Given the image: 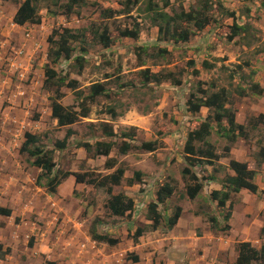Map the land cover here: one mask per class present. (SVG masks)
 I'll return each mask as SVG.
<instances>
[{
  "label": "rangeland",
  "instance_id": "374dc122",
  "mask_svg": "<svg viewBox=\"0 0 264 264\" xmlns=\"http://www.w3.org/2000/svg\"><path fill=\"white\" fill-rule=\"evenodd\" d=\"M23 1L0 0V5L7 11L5 19H0V25L4 27L8 23L4 33L11 32L12 38L0 34L1 40L6 36L0 52V92L6 85L5 89L11 95L19 83L25 90V96L21 95V99H13L9 104L13 108L9 109L12 111H9V116L23 121L20 129L13 134L14 140H25L26 132L38 136L39 145L44 146L43 151H52L53 174L56 171L87 172L104 176L117 167H123L124 179L132 178L134 171L142 172L143 178L138 185L129 187L123 183L122 187L115 190V193L123 192L133 198L135 211L130 217H114L104 206L109 198L104 189L76 184L71 177L68 184L64 187L59 185L57 191L51 193L45 187L46 177L38 180L40 186L34 182L37 173H33L36 171L30 168L33 166L32 159L25 161V157H17L15 164L11 161L15 185L10 189L11 193L18 188L23 192L21 198L15 199L14 210L18 220L14 222L15 218L11 219L16 238L8 229L6 234V230L0 231L1 249L7 256L0 264H170L167 251L174 239H167L165 220H162L158 231L151 228L145 215L148 204L156 201L155 193L162 184H172L175 188L173 195L165 202L168 209L164 212L165 205L159 207L161 213L167 214L165 216L170 215L168 210L189 199L181 174L189 164V160L183 157V146L188 134L209 113L206 108L194 114L186 111V102L191 94L202 96L199 87L207 92L221 87L228 90V107L233 110L236 123L245 126L248 139L238 137L236 143H230L225 135L229 129L226 121L223 120L221 124L211 122L210 134L203 143H195V146L205 147L206 142L215 148L214 153L220 158L211 164L193 162L191 172L199 178L202 188L194 198L197 201L191 204V209L196 213H204V219L207 215L218 220L217 226L208 222L210 234L207 237L211 240L212 233H216V238L220 236L223 240L221 242L213 236L208 244L214 246L209 250L212 258L217 257L219 262L233 263L237 244L242 242H249L257 250L264 249V166L256 161L257 153L264 145V121L255 129L248 123L250 119L264 115V53H256L259 47L264 46V0H219L221 6L218 8L214 0H209L214 8L207 14L199 11L204 0H168L169 6L163 9L167 13H178L182 9L186 12L198 11L201 14L195 21L204 17L209 20L201 30L196 29L194 22L182 24L192 34L187 43H175L170 27H162L159 32V28L150 22L151 14L145 11L146 8L157 5L161 9L164 0H78L69 15L63 12L69 0H55V4L41 1L38 8L40 21L33 24L36 25L34 27L29 24L34 31V50L19 46L16 38V35H20L18 28L11 27V17ZM104 12L107 17L103 15ZM64 29L85 30L90 44L84 54L82 70H79V63L74 61L80 53L79 43L73 44L76 50L69 60H60L52 65L47 59L48 52L57 48L54 42ZM124 29L137 30V39L121 36ZM104 30L110 39L107 47L94 40L91 34V31L102 33ZM234 32L238 34L234 36ZM51 38L53 43L50 42ZM156 48L165 49L168 53L163 61L157 63L158 66H153L155 60L148 57ZM140 56L144 61L143 66L139 65ZM204 63L207 65L204 66ZM47 67L55 70L60 77H66V82L73 81L75 87L58 88L53 85V80L49 82V87L47 84L44 87L43 73ZM146 68L150 73L165 75L172 72V76L180 79L181 84L175 86L167 80L143 84L138 72ZM234 72L233 78L229 79ZM251 72L254 74L251 75ZM240 76L245 79L241 80ZM248 80L258 84L263 93L257 95L246 91L244 96H239L236 89L247 90ZM126 82L134 84L123 87ZM97 83L108 90V97L99 96L88 105L90 114L87 118H79L72 125L59 126L51 117V99L56 97L63 106L79 110L76 108L77 103L89 96L90 86ZM59 95H62L61 98ZM78 97L81 99L77 102ZM83 103L89 101L84 99ZM0 104L2 114L8 104ZM113 106L120 114L115 119L107 114ZM102 122L110 123L118 136L123 132L133 135L131 139H125L133 146L127 154L118 152L122 138L115 140L116 145L107 158L92 157L84 149L75 148L76 143L83 141L91 144L98 140L111 142L112 139L101 133ZM68 130L73 134L67 141V148L63 151L55 149V143L63 140ZM149 141L157 142L158 149L155 152L139 149L142 142ZM227 146L231 150L226 154L224 148ZM110 158L115 160L116 165L107 169L105 163ZM230 160L241 162L247 169L259 174L256 194L245 193L247 195L242 196L231 193L227 202L234 204L231 218L234 213L237 223L247 218L257 223L253 226L250 222L248 237L244 231L234 229L232 232L238 236L235 241L232 237V240L229 239L232 226L228 230L223 229L230 225V220L223 219L227 207L224 210L219 208L211 198L213 190L223 193L225 182L233 174L228 165ZM260 201H263L261 208ZM187 215L183 217L182 227L188 224ZM239 223L237 228H240ZM139 227L143 229V234L135 241L134 233ZM18 233L21 234L19 237ZM198 233H202L201 229ZM23 234L29 237L25 239ZM101 234L117 239L118 244L111 247L92 237ZM247 238H252V241ZM135 257L137 262L133 261Z\"/></svg>",
  "mask_w": 264,
  "mask_h": 264
},
{
  "label": "trees",
  "instance_id": "16d2710c",
  "mask_svg": "<svg viewBox=\"0 0 264 264\" xmlns=\"http://www.w3.org/2000/svg\"><path fill=\"white\" fill-rule=\"evenodd\" d=\"M4 2H8L9 0H2ZM14 2L16 0H13ZM41 1L49 2L55 4V0H24L21 4L18 5V8L13 16V22L17 25H24L26 23L29 24H37L40 21V17L38 14V8L39 3ZM203 7H199V11L201 10L203 14H207V11H211L210 9L213 7L211 3H209V0H204ZM207 1V2H206ZM215 3H217V8L221 6V3L219 0H214ZM78 4V0H69V3L64 6V14H71L73 8L75 5ZM169 6V1L164 0L162 8H158V6H148L146 8V12L151 14L150 22L153 23L155 26L159 28V32L162 30V27H170V33L172 36V40L176 43H187L192 34L191 32L185 28L182 27L184 24H189L191 22H194V26L197 30L203 29V27L206 25V23L209 22V20L204 17L202 20L195 21V18L201 14L198 11H184L183 9L178 12L171 14L170 12L167 13L163 11V9L167 8ZM214 8V7H213ZM104 16L107 17L106 13H103ZM183 24V25H182ZM137 27V26H136ZM85 30H72V29H64L58 36V40L55 42L52 41V38L50 39V42H54V44H57V48L55 50H50L48 52L47 59L50 60L49 63L52 65L55 63H58L60 60H69L71 58L72 53L76 50V47L73 46L74 43H79V55L74 58L75 62H78L79 70L83 69V59L84 54H86L87 51V45H89V41H87V37L85 35ZM91 34L93 35L94 40H96L98 43H101L105 47L110 45V39L109 36L104 30L102 33L91 31ZM238 33L234 32L233 35L236 36ZM121 36L127 37L130 39H137L138 37V31L137 30H128L124 29L121 31ZM231 39V38H229ZM54 51V52H53ZM167 50L162 48H156L153 50V54H150L148 58H153L155 62L152 64L153 66H158L157 63L160 60H164L167 55ZM256 53L261 54L264 53V46L259 47L256 50ZM148 55V54H147ZM139 60V65L143 66L144 61L141 59ZM161 62V61H160ZM159 62V63H160ZM158 63V64H159ZM190 66H193L192 63L189 64ZM204 66L207 64H203ZM210 68V66H209ZM195 74L197 72H194ZM45 81H44V87H49V82L53 80V85H56L58 88L60 87H68L70 89H73L75 87L73 81L66 82V77H60L57 72L49 67L45 69ZM138 74L142 78L143 84H146L148 82L153 83H161L164 80L170 81L172 85L179 86L181 84V80L178 78H174L172 76V72H168L167 74L163 73H150L149 69H141L139 70ZM254 74V72H251V75ZM235 75L232 73L230 75V78H233ZM108 78V77H107ZM242 78V79H241ZM241 80H244V76H240ZM246 81V80H245ZM106 83V82H105ZM249 84V87L247 90L242 88H237L236 92L239 96H244L246 94V91H250L252 94L261 95L263 93L262 88L254 82L247 81ZM133 82H126L123 87H129L133 85ZM215 88V87H212ZM90 95L87 97H84L81 99V97L77 98V102L80 100V102H76V108L79 110H74V107H65L62 104H60L57 100V98L51 99V117L57 121V124L59 126H66V125H72L75 122L79 120V118H87L90 114V108L88 105L92 104L96 98L99 96H107L109 95L108 90L104 88V85L101 83L93 84L89 88ZM199 93L202 95L201 97L195 96L194 94H191L189 99L186 102V111L194 114L198 113L201 108H206L208 110V115L206 119L201 122V124L192 130L188 136L187 140H185L182 154L183 157L186 160H189L188 166H185L181 172L182 179L185 184V193L189 199H194L198 192L202 188V183L199 181L198 177L193 174L192 169L194 166L193 162L199 163H208L211 164L215 161H217L220 157L214 153L215 148L207 144L205 142V147L197 148L195 146V143L204 142V139L210 134L211 129V122H216L217 124H221L223 120L226 121V123L229 126V129L226 132V137L229 139L230 143H235L237 138L242 139H248L247 133L245 132V126L242 124H238L235 121V114L231 108L228 107V96L229 92L226 88L221 87L216 91L213 92H207V90H202L200 87L198 88ZM59 95V98H61ZM84 99L86 101L88 100L89 103H83ZM116 107L113 106L108 109L107 114L111 116V118H116L120 116V114H117ZM264 121V115H259L255 119L252 118L248 122L252 129H255L263 123ZM101 125V133L109 138L112 139L110 141L106 140H98L95 141L94 144H91L89 141H83L76 143L74 146L75 148H82L86 152L87 155H90L92 157L94 156H101V157H109V154L111 152V149L116 145L115 140L121 139V145L118 148V152L121 155L127 154L130 149L133 147L130 142H127L125 140L126 138L131 139L133 137L132 134L123 132L120 134V136L117 135L113 131L112 126L110 123L102 122ZM73 134L72 131L68 130L66 136L63 138V140H59L55 143V149L59 151H63L67 148V141L70 138V136ZM24 143L19 148V152L21 155L27 154L30 159H32V165L41 169L42 173L38 176L37 183L38 186H40V183L38 182L39 179L42 177L47 178L46 188L49 192L55 193L57 191V187L66 179L73 177L74 182L76 184H86L91 185L94 188L98 189H104V191L109 195L108 200L105 203L106 210L110 213L111 216L114 217H130L132 213L135 211V203L133 198L128 197L123 192L115 193V190L119 187H122L121 185L123 183L126 184V186H133L138 185L141 183V179L143 178V173L140 171H134L132 178H125L124 179V168L117 167L113 172L104 175V176H94L93 174H89L87 172L83 173H75V172H54V164H53V158H52V151L46 152L43 151V147L39 145L40 144V138L36 136L35 134H30L26 132L24 134ZM139 149L145 152H155L158 149V145L156 141H149V142H142L139 146ZM231 147L227 146L224 148L225 153L230 152ZM92 154V155H91ZM114 161V162H113ZM256 161L261 164L264 163V145L260 147L257 156ZM116 165L114 159H108L105 163V166L107 169H112ZM229 169L233 172V174L227 179L225 182V185L223 187V193H220V191H213L211 194L212 200L217 202V205L219 208H222L224 210L225 207H227V212L224 215V221H229V219L232 216V210H233V202H227L230 200L231 193H239L242 189L249 191L252 194H256L258 192V187L254 183V178L256 175V172L252 169H247L245 164H242L241 162L230 160L229 162ZM60 176H58V174ZM226 189V190H225ZM175 191V188L172 184H162L160 188L155 193L156 195V201H152L147 206V213L146 218L147 220L151 221V228L156 230L161 226L162 220H165V227L166 230L170 231L173 229V227L177 224L178 219L181 216L182 208L181 206L177 205L173 207L172 209L168 210L170 215L165 216L164 213H161L159 211L160 206H164L165 202H167L168 199L173 195ZM164 212L168 209V206H164ZM11 215V209L9 208H3L0 207V216L3 217H9ZM167 217V218H166ZM209 223H212V225H219L218 220L214 217L209 218ZM229 225H226L223 227L224 230L229 229ZM143 233L142 228H137L134 233V239L137 240L138 237H140ZM97 242L99 243H105L108 246H115L118 244L117 239H113L106 234L101 235H93L92 236ZM29 245H32V241L29 243ZM0 245V250H1ZM237 256L235 259L234 264H264V249L257 250L254 248L249 242H242L237 244ZM4 255V253H3ZM1 255L0 257H3ZM2 259V258H0ZM134 262H137V257L133 258ZM44 264H54L50 262H46Z\"/></svg>",
  "mask_w": 264,
  "mask_h": 264
},
{
  "label": "crops",
  "instance_id": "0c3cea01",
  "mask_svg": "<svg viewBox=\"0 0 264 264\" xmlns=\"http://www.w3.org/2000/svg\"><path fill=\"white\" fill-rule=\"evenodd\" d=\"M15 11H16V9H15ZM5 15H7V11L5 10V8L2 5H0V19L1 18L5 19ZM8 18H9V16L6 19H8ZM12 19L13 18L11 17V21H12ZM7 26H8V23H5L4 27H2L0 25V34L7 35V36H9L10 39H12L10 36L11 32L8 34L4 33V30L7 29ZM32 26L34 27L36 25L32 24ZM17 31H19V33H20L19 36L16 35L19 46L21 45V46L25 47L27 50H34V46H33L34 45L33 40L35 38L34 37V31L32 30V27H30L29 23L25 24L24 26H20ZM25 31L29 32V38H26L24 36ZM1 38L2 37H0V40H1ZM4 40H6V36L4 37L3 40H1L3 46L5 45ZM19 40H20V42H19ZM27 61H28V59H27ZM25 64H26V62H25ZM10 65H12V63ZM21 76H23V75H21ZM43 76H44V80H43V85H44V81L46 79L44 73H43ZM3 82H5V81H3ZM5 88H6V85H4V87L2 88V93L0 92V103H7L8 104L6 106V108L4 109L3 113L0 114V207L11 209V215L9 217L0 216V231H4V230L8 229L11 232H13V237L16 238V236H15V230L16 229L14 228L15 226L13 225V223L18 220V216H17L18 214L14 210V205L16 203L15 199L21 198V195L23 192L20 191V188L16 189L12 193L10 192L11 187H13L15 185L13 183V179L15 176H13V174H12V170L14 169V165L13 166L11 165V161L15 164L17 157L20 159L22 157H25V161L30 159V158L27 154L21 155L19 152V148L22 145V143H24L25 140H14V138H13V136H14L13 134L18 129H20L21 125H23V121L14 120L13 117L9 116V113L10 112L12 113V111H10V110H13V108L10 106L11 105L10 101L13 99H21V95L25 96V90H24L22 84L19 83L18 86L16 87L17 89H15V91L11 92L12 94L9 95L8 93H10V92L8 90H6ZM14 110H16V109L14 108ZM50 111H51V109H50ZM261 165L263 167L264 163H261ZM18 166L20 168L21 173L23 174V170H22L21 166L19 164H18ZM30 168H31V170L33 169V171H36L33 173H37V175L34 179V182L36 183L38 176H39L38 174H39V172H42V171H41V169H39L35 166H32ZM31 173H32V171H31ZM18 175H19V177L21 176V174H18ZM30 175H32V174H30ZM255 176L256 177L254 178V183L256 185L257 184L259 185V182H258L259 174H257V172H256ZM70 181H71V177L68 178L66 181L62 182L60 185L62 187H64ZM258 185H257V187H258ZM259 188H260V186H259ZM213 191H216V190H213ZM13 193H15V195ZM245 193L249 194L250 192H248L247 190H244V189H242L239 192V194H242V196H246L247 194H245ZM185 201H187V202H185ZM185 201H184L185 203L179 205L182 208V213H181L180 218L178 219L177 224L173 227L172 230H170V231L165 230L166 235H168L167 239H169V241L174 239V242L170 245V249H168V251H167V253H168L167 257H168L169 263L170 264H180V263L186 262L184 264H203V263H205V264H223V263L219 262L218 259H216L217 257L212 258V255L210 253L209 248L214 247V246L212 245V243H211V245H208V244H210V241L213 240V236L215 237L216 240H219L221 242H223V240L221 239L220 236L216 238V233H212V235H211L212 239L208 240L207 235L210 234V233H208V232H210L209 231L210 227H209V223H208L209 221L207 220V215L204 219V216H205L204 213H196L195 211H193L191 209V204L194 205V203H196L197 200L187 199ZM262 204H263V201H260V203H259L260 208L262 207ZM165 205L168 206L167 204H165ZM259 213H260V211L257 213V215H259ZM187 214H189L190 216H188ZM185 215H187V218H188L187 223L188 224L185 225L184 227H182L183 217ZM13 217L15 218V220L12 223L11 219ZM145 218H146V215H145ZM249 219L250 218H247V220L244 219L240 223L238 222L240 224V228H237L238 223L236 222V219H235L234 213H233V217L229 219L230 220L229 226L230 227L232 226V229L229 231V239L230 240H232V238H233V241H235V239L238 237L237 234H234L232 232V231H234V229H240L239 231H244V234H247V237H248V234L250 233V230L248 231V229L250 228V225H249L250 222L252 223L253 226H256V224H257L256 220L250 221ZM146 221H148L150 223V225L152 224L151 221H149V220H146ZM206 226H207V228H206ZM18 228H19V226H18ZM199 229H201V232H202L201 234L198 233ZM158 231H159V229H158ZM4 233L6 234L7 230ZM20 235L21 234L18 233L17 237H19ZM24 237H25V239H27L29 237V235L28 234L24 235ZM247 239L250 242L252 241V238H247ZM0 243H2V242H0ZM202 248H205V249H202ZM1 255H3L2 249L0 250V256ZM4 257L7 258V256L3 255V257H0V258H2V259H0V262H2L3 260L6 259ZM235 259H236V257L232 260L233 263H229V264H234Z\"/></svg>",
  "mask_w": 264,
  "mask_h": 264
},
{
  "label": "clouds",
  "instance_id": "9594fccd",
  "mask_svg": "<svg viewBox=\"0 0 264 264\" xmlns=\"http://www.w3.org/2000/svg\"><path fill=\"white\" fill-rule=\"evenodd\" d=\"M18 8V7H17ZM17 10V9H16ZM16 12V11H15ZM11 23H12V25H11V27H13V28H19L20 27V25H17V24H15L14 22H13V19H12V21H11ZM27 24V23H26ZM25 25V24H24ZM24 25H22V26H24ZM24 36L26 37V38H29V32L28 31H25L24 32ZM0 44H1V48H2V46H3V44H2V42H1V40H0ZM2 50V49H1ZM1 52V51H0ZM1 55V54H0ZM9 61H11V63H12V58L10 57L9 58ZM199 179V178H198ZM249 192V191H248ZM252 194V193H251ZM207 218H208V216H207Z\"/></svg>",
  "mask_w": 264,
  "mask_h": 264
},
{
  "label": "built area",
  "instance_id": "2783aa9c",
  "mask_svg": "<svg viewBox=\"0 0 264 264\" xmlns=\"http://www.w3.org/2000/svg\"><path fill=\"white\" fill-rule=\"evenodd\" d=\"M1 49H2V48H1V44H0V51H1Z\"/></svg>",
  "mask_w": 264,
  "mask_h": 264
}]
</instances>
